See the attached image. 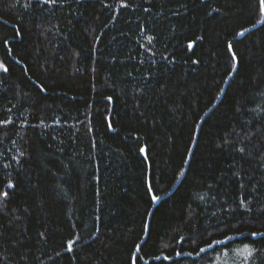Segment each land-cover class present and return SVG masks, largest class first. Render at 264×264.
I'll use <instances>...</instances> for the list:
<instances>
[{"label": "trees", "instance_id": "16d2710c", "mask_svg": "<svg viewBox=\"0 0 264 264\" xmlns=\"http://www.w3.org/2000/svg\"><path fill=\"white\" fill-rule=\"evenodd\" d=\"M262 16L0 0V264H264Z\"/></svg>", "mask_w": 264, "mask_h": 264}, {"label": "snow or ice", "instance_id": "6c2138e0", "mask_svg": "<svg viewBox=\"0 0 264 264\" xmlns=\"http://www.w3.org/2000/svg\"><path fill=\"white\" fill-rule=\"evenodd\" d=\"M46 3H54L55 0H45ZM260 4H261V7H262V10H264V0H260ZM124 7H127V5H123ZM244 33H239V35H243ZM150 41H151V38H149ZM189 47H192V45L190 44ZM228 50L232 53V60L237 62L238 63V57L236 56V53L232 50V45L229 44L228 45ZM0 68H4L5 71H7V68L4 67V65L2 63H0ZM109 99H111V97H109ZM141 152H145V148H141L140 149ZM240 151H244V149H240ZM22 155V154H21ZM15 186L9 182V184L7 185V188L8 189H12L14 188ZM8 198V191H3L2 193H0V203H4L6 201V199ZM152 199L153 200H159V197L156 196L155 194L152 195ZM241 203H243V201H241ZM253 235H257V233H253ZM259 235H262L264 236V233H260ZM229 240L231 239V237L228 238ZM76 243V240H70L68 241L67 243V247H66V251L68 252H72L73 251V245ZM215 243L217 244H224L226 243V241H223V240H218V241H215ZM209 247H212L211 244H209ZM246 250L247 249V246H246ZM136 251L137 252H141V247L140 245H137L136 246ZM200 251H204L203 248L200 249ZM249 251V255H251V251ZM177 255H179V253H177ZM188 255H191V253H188ZM133 264H137V258L134 257L133 258Z\"/></svg>", "mask_w": 264, "mask_h": 264}, {"label": "water", "instance_id": "95a60500", "mask_svg": "<svg viewBox=\"0 0 264 264\" xmlns=\"http://www.w3.org/2000/svg\"><path fill=\"white\" fill-rule=\"evenodd\" d=\"M263 21H264V10H263V16H262V19H261L258 23L254 24V25H252V26H250V27H247V28L243 29L241 32H239V33H244V34H243V35H239V33H238L237 38H241V37H243L247 32H249L250 30H252V29L258 27L259 25H261V24L263 23ZM232 50H233V49H232ZM236 67H237V62H236V66H235V68L233 69L232 73L229 75L228 79H227L226 82H225V85H224V88H223V91H222V95H223L224 90H225V88H226V85H227L229 79L231 78L232 74L234 73ZM222 95H221V96H222ZM220 98H221V97H220ZM220 98H219V99H220ZM217 102H218V101H217ZM217 102H216V103H217ZM216 103H215V104H216ZM201 121H202V119H201ZM201 121L199 122V125H198V127H197V132H198V130H199V127H200ZM195 141H196V137H195L194 142H193V145H192V147H191V149H190V152H189V155H188V158H187V162H186V165H185V169H184V171H183V173H182V175H181V177H180L178 183L181 181L182 177L184 176V174H185V172H186V169H187V167H188V163H189V160H190V156H191L192 150H193L194 145H195ZM143 148H145V152H142V154H143L144 156H146V147L144 146ZM178 183H177V185H178ZM177 185H176V186H177ZM176 186H175V187H176ZM169 193H170V192H169ZM169 193H166V194H164V195H160V196H158V197H159V200H154V201H153V206H152V208H151V210H150L149 217H148V223H147V229H146V234H145V236H146L147 233H148V225H149L150 217H151V214H152V211H153L154 207L160 202L161 199H163L164 197H166ZM138 245H140V243H139ZM136 255H137V251L135 250L134 257H136ZM134 257H133V258H134Z\"/></svg>", "mask_w": 264, "mask_h": 264}, {"label": "rangeland", "instance_id": "374dc122", "mask_svg": "<svg viewBox=\"0 0 264 264\" xmlns=\"http://www.w3.org/2000/svg\"><path fill=\"white\" fill-rule=\"evenodd\" d=\"M1 63V61H0ZM2 69V68H0ZM247 249L249 250V247H247ZM248 250H246V247H244L243 249L239 250L238 252V255L236 258H239V256H242V258H239V259H245L247 257V254H248ZM241 264H244L243 262H241Z\"/></svg>", "mask_w": 264, "mask_h": 264}]
</instances>
